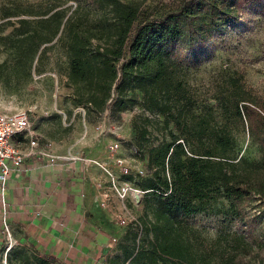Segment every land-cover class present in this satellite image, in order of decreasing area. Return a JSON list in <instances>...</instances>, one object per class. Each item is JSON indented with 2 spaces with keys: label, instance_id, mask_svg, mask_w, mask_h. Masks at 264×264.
<instances>
[{
  "label": "trees",
  "instance_id": "obj_1",
  "mask_svg": "<svg viewBox=\"0 0 264 264\" xmlns=\"http://www.w3.org/2000/svg\"><path fill=\"white\" fill-rule=\"evenodd\" d=\"M251 2L167 0L149 12L124 0H76L74 5L42 0L7 11L8 19L0 22L4 92L20 95L56 59L71 91L63 102L66 132L73 129V109L91 120L105 111L120 116L141 103L152 116H164L162 122L149 115L134 119L148 170L146 181L137 183L147 191L143 232L127 227L119 243L123 261L117 256L111 264H240L264 250V100L233 78L225 92L215 95L214 105L209 102L198 112L186 71L174 55L177 47L194 51L206 46L247 13ZM215 106L248 132L259 149L257 159L241 155L238 129L217 122ZM54 117L63 120L62 114ZM160 124L162 140L152 143ZM219 200L246 231L221 233L206 243L178 215L205 212ZM255 201L259 214L249 215L247 208ZM23 257L30 261L26 249H14L8 264ZM50 261L61 264L41 256L36 263Z\"/></svg>",
  "mask_w": 264,
  "mask_h": 264
},
{
  "label": "rangeland",
  "instance_id": "obj_2",
  "mask_svg": "<svg viewBox=\"0 0 264 264\" xmlns=\"http://www.w3.org/2000/svg\"><path fill=\"white\" fill-rule=\"evenodd\" d=\"M40 1L42 0H0V22L8 19L4 18L7 11L15 7L19 8V6L34 5ZM57 1L74 5L76 0ZM124 1L138 4L143 10L154 12L158 11L167 0ZM10 30L11 27L7 31ZM174 55L186 71L184 77L189 88L188 93L198 112L204 111V107L209 102L214 105L215 95L225 92L230 87L233 78H237L240 81L239 83H242L253 96L264 100V0H252L247 13L240 15L233 25L226 28L203 48L189 51L184 47H177L174 49ZM2 59L3 56L0 55V61ZM60 62H64L63 57L60 58ZM45 67V70L35 75L36 80L18 96L7 95L0 84V111L7 113L27 111L33 122L36 135L41 133L47 139L57 141L59 138L69 139L74 134L81 135V137L89 135L98 138L105 145H109L112 140L119 139L123 141L122 152L130 155V144L142 145L137 131L133 127L134 119L138 115H149L157 118L159 122L164 120L163 115L152 116L143 108L141 103L123 112L120 116L113 115L111 111H105L91 120L83 117L84 112L81 109H73L70 115V121L74 122L73 129L66 132L65 128L69 125V121L64 120L66 115L63 114V102L64 98L71 94V91L64 86L63 73L65 71L64 68H58L56 59L47 62ZM139 100L142 101L141 95ZM78 112L83 114L76 116L75 114ZM214 112L217 122L238 129V147L241 150V155L251 160L257 159L260 156L259 149L248 132L243 130L242 125L234 117L224 115L219 107L215 106ZM56 113L63 115L62 121L54 117ZM97 125L102 126L104 131L102 134L95 130ZM161 127L160 124L156 128L157 130H154L151 136L152 143H158L162 140ZM171 127H174L173 124H171ZM146 164L147 162L144 159V165L146 166ZM129 177L137 183L140 179L142 183L147 179V176L143 178ZM113 205L116 207V203ZM226 207L227 203L224 200H219L213 203L205 212L193 215L180 213L178 216L186 224L197 229L206 243H210L213 238L221 233H242L246 231L240 219L227 214ZM260 209L259 202L255 201L247 208V213L249 215L259 214ZM136 212L142 215L144 205L137 207ZM261 224L264 227V217H262ZM119 227L121 230L115 246L117 251L108 259L107 264H111V260L117 256H119L120 262L123 261L124 254L123 250L119 248V243L128 228L120 225ZM1 238L0 264H8V252H12L17 248L26 249L31 258L27 262L23 257L22 261H15L14 264H37V259H40V256L31 247L22 246L13 239L14 246L7 251L6 240L2 234ZM124 242L131 245L130 240H124ZM260 260L264 261V250L257 251L248 258L242 259L240 264H258ZM51 264L57 263L51 262Z\"/></svg>",
  "mask_w": 264,
  "mask_h": 264
},
{
  "label": "crops",
  "instance_id": "obj_3",
  "mask_svg": "<svg viewBox=\"0 0 264 264\" xmlns=\"http://www.w3.org/2000/svg\"><path fill=\"white\" fill-rule=\"evenodd\" d=\"M37 134L41 144H51L52 157L25 158L6 181L5 205L0 185V222L6 208L15 242L41 257L61 264H107L121 230L114 205L103 207L94 186L106 179L98 163L106 159L108 145L89 135L74 134L59 143ZM15 144L24 153L30 150L27 136L16 138Z\"/></svg>",
  "mask_w": 264,
  "mask_h": 264
},
{
  "label": "built area",
  "instance_id": "obj_4",
  "mask_svg": "<svg viewBox=\"0 0 264 264\" xmlns=\"http://www.w3.org/2000/svg\"><path fill=\"white\" fill-rule=\"evenodd\" d=\"M95 130L101 134L104 132L101 125L95 126ZM23 135L30 139V150L27 153H24L15 144V139ZM50 145L49 142L41 144L38 135L34 132L33 122L27 111L15 113L0 111V185L3 187L1 193L4 205V187L8 177L23 166L24 160L28 156L46 155L52 157L48 151ZM122 149L123 141L119 139L109 143L106 159L98 163L105 173L106 179L96 180L94 186L103 207H109L116 203V207L113 208L116 223L123 227L132 226L142 234L141 215L137 214L136 209L143 204L147 191L138 186L137 182L129 176L143 178L148 175V170L144 165L142 149L135 144H130V155L124 154ZM8 218L9 213L5 208L3 219L0 222V230L6 240L7 251L14 246Z\"/></svg>",
  "mask_w": 264,
  "mask_h": 264
}]
</instances>
